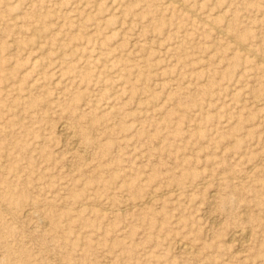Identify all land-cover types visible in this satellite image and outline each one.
<instances>
[{"label": "rangeland", "instance_id": "374dc122", "mask_svg": "<svg viewBox=\"0 0 264 264\" xmlns=\"http://www.w3.org/2000/svg\"><path fill=\"white\" fill-rule=\"evenodd\" d=\"M0 264H264V0H0Z\"/></svg>", "mask_w": 264, "mask_h": 264}, {"label": "bare ground", "instance_id": "6f19581e", "mask_svg": "<svg viewBox=\"0 0 264 264\" xmlns=\"http://www.w3.org/2000/svg\"><path fill=\"white\" fill-rule=\"evenodd\" d=\"M231 40H232V39H231ZM61 130H62V129H61ZM244 238H245V237H244ZM186 247H187V246H186ZM182 248H184V247H182ZM189 249H190V248H189ZM189 249H188V250H189Z\"/></svg>", "mask_w": 264, "mask_h": 264}]
</instances>
